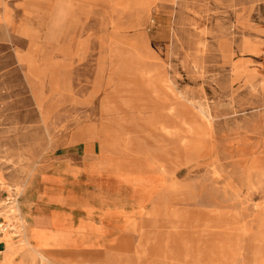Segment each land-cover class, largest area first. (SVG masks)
Returning <instances> with one entry per match:
<instances>
[{"label": "rangeland", "instance_id": "374dc122", "mask_svg": "<svg viewBox=\"0 0 264 264\" xmlns=\"http://www.w3.org/2000/svg\"><path fill=\"white\" fill-rule=\"evenodd\" d=\"M103 149L164 180L146 236L34 264H264V0H0V224Z\"/></svg>", "mask_w": 264, "mask_h": 264}, {"label": "crops", "instance_id": "0c3cea01", "mask_svg": "<svg viewBox=\"0 0 264 264\" xmlns=\"http://www.w3.org/2000/svg\"><path fill=\"white\" fill-rule=\"evenodd\" d=\"M61 6L58 3L53 15L56 29L62 17ZM2 18L8 21L7 8ZM29 58L19 55V59ZM54 168L44 175L40 196L28 214L29 233L54 254L72 250L96 254L106 249L128 230L137 231V215L149 207L156 193L160 191L165 197L167 193L164 180L155 176L137 177L123 171L88 173L86 166L84 169L69 161L58 162ZM164 202L159 203L163 208ZM140 231L142 236L146 234Z\"/></svg>", "mask_w": 264, "mask_h": 264}, {"label": "bare ground", "instance_id": "6f19581e", "mask_svg": "<svg viewBox=\"0 0 264 264\" xmlns=\"http://www.w3.org/2000/svg\"><path fill=\"white\" fill-rule=\"evenodd\" d=\"M20 60H23V59H20ZM23 61H26L28 63V69H29L30 73L34 74L35 76L40 75L41 71H40L38 65L36 64V62L33 60V58H29V59H26ZM24 68H25V66H24ZM90 155L91 154L87 155L85 158L87 160L85 166L87 167L88 173H93L94 171L97 173L102 172L100 170L101 168H100V164H99L100 161L99 160H103V159H107L111 165L109 168H107V173H119V172L123 171V169L120 168L119 163H117L118 161H115V159H116L115 156H112V155L106 153V150H104V149L101 150V152L96 157L94 156V159H97L96 161H89L88 156H90ZM116 160H118V158ZM61 162H63V161H61ZM123 172H125V171H123ZM125 174H128L127 171L125 172ZM99 194L100 193H98V195ZM108 196L109 195H107V197ZM103 197H105V196H103ZM102 198H100V199H102ZM94 208H96V207H94ZM16 214H17V216H19V217L16 216V219H20V221H21L20 224L18 225V229H15V228L11 229L10 227L12 225H10V223L0 224L1 226L5 227L6 231H8V233H9V238L6 240L7 241L6 248L13 249L14 254H15L14 257L9 258L4 253V251H0V264H34L33 263L34 257H39L42 261L51 263L50 257H51V255H54V253H51L43 243L35 240L31 236V234L28 231L29 221L24 220L18 203L16 205ZM11 219L9 218V220H11ZM138 225L139 224L137 223V228L135 230L140 232V234L142 236V232L140 231L141 229L138 228ZM14 236L19 237L18 243H20V245H17L16 242L14 244V242L12 240L14 238ZM23 252H24V254H23ZM72 252L74 253V255L76 254V255H81V256H84L85 254L86 255L87 254H93V253H80V254H78L79 252H77L75 250H72ZM29 256H32V260H31L32 262L29 261V259H28Z\"/></svg>", "mask_w": 264, "mask_h": 264}]
</instances>
